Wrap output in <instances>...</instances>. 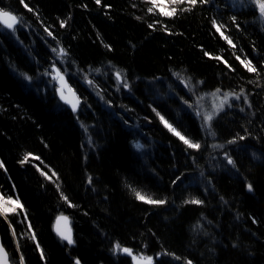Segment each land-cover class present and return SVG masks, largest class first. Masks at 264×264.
<instances>
[{"label":"trees","instance_id":"obj_1","mask_svg":"<svg viewBox=\"0 0 264 264\" xmlns=\"http://www.w3.org/2000/svg\"><path fill=\"white\" fill-rule=\"evenodd\" d=\"M24 2L33 12H28L20 0H0V8L15 13L27 25L17 26L11 35L0 28V159L8 169L7 173L0 170V191L5 196L18 195L28 212L27 220L22 215L16 218L9 214L26 264H44L30 239L32 231L45 251L47 264H74L76 257L82 264H131L130 258L113 255L111 248L116 241L147 255L161 253L162 258L156 264H184L186 259L193 264H264V162L252 158L253 152L264 158V70L259 77L247 73L232 54L252 59L257 67L264 61V18L259 12L251 6L232 8L229 0H215L218 9L197 7L192 13L170 20L148 14L143 0H104L113 5L111 9L96 5L95 0ZM133 4L137 7L133 8ZM232 15L237 16L241 31L232 26L229 19ZM137 16L142 19H135ZM157 18L182 35L170 36L159 28L148 29L147 24ZM212 18L228 25L225 34L237 45L235 50L211 28ZM62 20L67 22L63 28ZM45 27L70 49L81 67L92 65L106 71L111 61L117 69H127L134 84L136 76L151 80L153 75L167 77L171 82L175 79L169 74L172 69L184 76L191 75L194 81L204 80L203 92H212L216 87L236 92L243 88L249 94L252 108L248 109L243 99L233 101V108L226 107L227 114L221 113L214 123L217 139L209 137L207 143H226L236 134L251 133V136L224 150L202 149L197 158L200 168H195L176 138L150 116L146 105L153 103L155 94L146 84L137 85L134 96L123 89L117 93L111 79L104 83L95 73L90 78L104 89L105 99L111 100L119 116L133 126H126L112 113V108L98 102L85 84L69 79L92 105L91 109L72 113L58 95H53L52 89L57 85L36 78L37 71L43 68L35 67L33 57L44 67H48L49 60L56 59L48 45H57L43 31ZM105 44H111L114 51H108ZM201 45L213 55H223L236 72L204 57ZM18 72L32 75L33 81H25ZM251 80L256 83L250 84ZM155 87L168 92L166 83ZM177 91L184 95L179 86ZM219 102V97L206 96L201 101L202 110L211 111L212 105ZM167 103L180 109L175 99ZM120 105L134 111L125 113L119 109ZM240 107H245L244 113L239 111ZM158 110L164 112L162 108ZM145 116L152 119L151 124L144 122ZM180 117L185 127L176 125L178 130L200 139L203 145L200 121L190 112L181 111ZM81 122L88 127L96 147L87 144ZM137 123L139 128L134 126ZM134 139L150 144L146 155L134 150L131 143ZM225 150L236 159L239 174L224 169ZM27 152L40 156L41 160L30 158V164L20 165L19 159ZM36 164L49 175L53 171L58 174L59 178L53 176V180L60 184L59 191L77 207L67 206L55 185L36 170ZM201 169L215 186V192L211 189L203 192L206 182L197 186ZM181 172L188 178L172 185L171 181ZM88 176L93 177L92 185L87 182ZM245 180L253 183V192H247ZM13 184L15 188L11 187ZM127 185L153 198L166 197L168 203L153 206L138 201ZM221 196L227 204L220 200ZM191 197L203 199L205 204H183L184 199ZM61 213L72 219L75 245L66 247L53 231L54 218ZM29 220L32 229L27 227ZM198 224L209 235L194 232ZM0 232L11 253L15 239L11 238L3 217ZM163 253H175L180 259Z\"/></svg>","mask_w":264,"mask_h":264},{"label":"snow or ice","instance_id":"obj_2","mask_svg":"<svg viewBox=\"0 0 264 264\" xmlns=\"http://www.w3.org/2000/svg\"><path fill=\"white\" fill-rule=\"evenodd\" d=\"M230 6L232 8L239 7H249L251 6L254 11H258L261 18H264V0H247V3L244 0H229ZM20 3L23 5L28 12H33V9L29 7L24 0H20ZM143 3L147 5L146 11L148 14L153 16H163L169 18L170 20L181 17L185 14L192 13L197 7L204 8L205 6H215L217 9L220 7L215 3V0H143ZM96 5H102V7L111 9L113 7L112 4L105 3L104 0H95ZM87 7V5H84ZM133 8H136L137 5L133 4ZM38 15V14H37ZM137 20H141L142 17H135ZM230 21L232 26L241 31V24L238 22V18L236 15L230 16ZM211 28L214 30L216 34L224 41L226 44L233 50L237 48V45L233 42L232 38L229 35L225 34V30L228 29V25L218 21L215 18L211 19ZM67 24L66 21H60V27H65ZM17 26L20 28L27 27L22 21V18L13 14V12L6 10L4 8H0V28L4 30L7 34H14L17 31ZM147 28L153 31L158 28L167 33L168 35H182V33H174L169 27L168 24L163 23L160 19H154L152 23L147 24ZM43 31L47 34L48 37H51L53 42L56 43V47H52L50 44L48 45L50 49V53L54 54L56 59L49 60L48 67H44L40 60H37L33 57V63L37 69L43 68V71H37L36 78L37 80H42L45 84H54L58 86H54L52 91L53 95H58L59 101L63 102V105H67L70 107L72 113L81 112L82 109H91L92 105L87 102L86 98H82L81 94H78L77 90L72 87L69 83V79H72L75 83H83L86 85V88L90 90L97 98L98 102H102L105 107L112 108V113L117 115L119 119L128 127H132L133 125H129L127 120H124L123 116H119L118 110L112 105L111 100H106L103 93L104 89L100 87L96 80L90 78L93 73L96 74L97 78H101L104 83H107L109 79L115 85V91L120 93L121 90H126L127 94L134 96L133 89L139 85L140 83H144L147 85V89H150L154 92L153 103L146 105L149 109L150 116L162 126L171 136L175 137L177 142L180 143L183 152L188 156L191 160L192 165L195 168H200V165L197 163L198 155L201 154L202 149L207 151L208 148L213 150H224L226 146H236L239 145V142L245 141L251 136V133L248 135H239L236 134L231 139H228L226 143H212L208 144L207 141L210 138L213 140L217 139V133L214 128V123L218 122L221 113L227 114L225 112V108L228 110L233 108V101H240L243 99L246 107L248 109L252 108V102L249 99V94L245 92L243 88L240 89L239 92L236 91H225L222 87H216L212 92H203L201 89L205 86L204 80H195L191 75H181L179 71H173L169 69V74L171 77L175 79L171 82L168 81L167 77H159L152 76L151 80H146L142 77L136 76L134 77L135 84L133 83V79L129 78V72L127 69L120 70L109 61L106 65V71H102L101 68L93 67L92 65H87L86 67H81L77 61L73 58V55L68 47L63 46L54 33L49 30L47 27L43 29ZM2 34V33H0ZM45 44H48L47 40L44 41ZM22 43V42H21ZM104 47L108 51H114L111 44H105ZM135 48V45H132ZM200 50L203 53V56L211 59L218 64H222L227 71L232 73L236 72V69L229 63L227 59L223 55H213L211 52L206 51L203 45L200 46ZM253 50H255V45L253 44ZM235 56V60L239 62V65L245 70L247 73L256 74L259 77L262 74V70H264V61L260 62V67H257V64L253 63V60L250 58H241L239 55H235V52L232 53ZM31 55V53H29ZM71 69V71H69ZM13 71H17V69L13 68ZM111 74V76L109 75ZM18 75L22 77L25 81L31 82L33 81V76L26 72H18ZM167 84V93L160 92L155 86L157 84ZM250 84H255V80L249 81ZM181 88V91H184V95H180V92L177 91V87ZM146 89V91H147ZM39 91V89H38ZM206 96L219 97V104H213L211 107V111L202 110L203 105L201 101ZM187 97V98H185ZM138 99V98H137ZM175 99L180 104V109L176 110L171 108L168 105L167 101ZM163 101V103H161ZM143 103V102H140ZM58 106H60L58 104ZM163 109L164 112L158 110ZM119 109L125 113H129L134 111L133 109L128 108L126 105H120ZM183 111L185 114L191 113L197 120L200 121L199 127L204 132L203 136V145L200 139H193L189 136L185 135L182 131L178 130L176 125H180V127H185L184 122L180 117V112ZM239 111L241 113L245 112V107H240ZM167 115H166V114ZM255 116V112L252 113ZM171 117L169 119L168 117ZM76 119L79 120V116H76ZM143 120L146 124H151L152 119L149 116L143 117ZM81 128L86 134V142L87 144L94 148L96 147L91 134L88 132V127L81 122ZM136 128H139L140 125L137 123L134 125ZM94 127V125L92 126ZM246 131V129H245ZM256 139H259L256 137ZM132 147L141 155L147 154V149L150 147V144L141 143L138 139H134L132 142ZM235 150V149H233ZM175 155V154H173ZM31 159L36 161H40L41 157L35 155L32 152H27L24 154L22 158L19 159L18 163L20 165L30 164ZM215 159V157H211ZM252 158L261 160L264 162V158L258 156L255 152L252 153ZM223 164L224 169L232 174H239V167L237 165L236 159L230 154L229 151H223ZM36 170L39 172L41 176H43L47 181L51 182L55 185V188L59 191L60 184L56 183L53 180V176H56L57 179L58 174L53 171L52 175H49V172L42 169L39 164L35 165ZM0 170H3L4 173H7L8 169L5 165V161L0 159ZM183 179H187L188 176L181 172L179 175L175 176V178L171 181L172 185H177L178 182H182ZM10 179V177H9ZM87 182L89 185L93 184V177L88 176ZM206 182V186L203 187V192L207 193L209 189L215 192V186L211 183L210 180H207L205 177V172L203 169L199 171V182L197 186L204 184ZM246 190L251 193L254 191L253 183L245 180ZM135 198L138 201L144 202L148 205L153 206H164L168 203V199L166 197L163 198H153L152 196L145 195L141 191L133 188L131 185H127ZM191 186V185H190ZM12 188H15V185H11ZM95 191V188L92 189ZM60 198L67 204L70 208L77 207L76 204L72 203L67 195L63 191H59ZM220 200L227 204L228 202L224 200V197L221 196ZM183 204L188 205H197L202 206L205 204V200L191 197L183 200ZM9 214L13 217H20L21 215L25 220L28 219V212L25 208V205L21 202L20 197L16 195V198L13 199L12 195L5 196L3 192H0V217H3L5 221L8 223V228L10 229L11 238L15 239L17 237L16 227L13 226L12 220L9 219ZM87 215V213H85ZM206 219V218H205ZM64 221L67 223L68 217L61 213L56 217V233L59 236L60 240L66 241V247L72 246L76 244V240L73 238L72 230L70 228H61L60 222ZM19 223L23 224L24 220H19ZM253 223L257 221L253 218ZM211 224V221H208ZM27 227L32 229L33 225L31 221H28ZM194 232L199 234L203 232L205 236L209 235L208 232L204 231L203 225L198 224L194 229ZM30 239L34 241V247L39 252V259L47 264V259L45 256V251L41 247L39 240L37 239V235L34 231L30 233ZM146 247V245H145ZM236 247V245H233ZM21 249V244L18 239H15V247L12 249L10 253L8 248L5 246V240L0 238V264H26L25 254ZM111 251L113 255L122 254L125 257L130 258L131 264H154L153 256L145 255L144 252L135 253L134 250L130 247L122 246L119 241L114 242L112 245ZM18 253V255H17ZM164 255H171L175 257V259L179 260L180 257H176L175 253H163ZM74 264H82V261L79 257L74 259ZM184 264H193L191 259H186Z\"/></svg>","mask_w":264,"mask_h":264},{"label":"water","instance_id":"obj_3","mask_svg":"<svg viewBox=\"0 0 264 264\" xmlns=\"http://www.w3.org/2000/svg\"><path fill=\"white\" fill-rule=\"evenodd\" d=\"M13 14H15V13H13ZM15 15H16V14H15ZM69 83H70V82H69ZM70 84H71V83H70ZM71 85H72V84H71ZM72 87H73V86H72ZM73 88H74V87H73ZM68 108L70 109L69 106H68ZM70 110H71V109H70ZM63 215H65V216L68 217V221H67V223H65L64 221H61V222H60V227H61V228H65V227L70 228V229L72 230V235H73V225H72V220H71V218H70L67 214H63ZM55 229H56V219H55L54 224H53V231H54L55 234H57ZM0 238H3L1 232H0ZM64 242H66V241H64ZM133 250H134V249H133ZM134 252L138 254L137 251L134 250ZM159 258H160V257H158V259H159ZM156 259H157V258H154V264H155V262H156Z\"/></svg>","mask_w":264,"mask_h":264},{"label":"bare ground","instance_id":"obj_4","mask_svg":"<svg viewBox=\"0 0 264 264\" xmlns=\"http://www.w3.org/2000/svg\"><path fill=\"white\" fill-rule=\"evenodd\" d=\"M60 215V214H59ZM59 215H57V216H59ZM55 219L56 218H54V221H55ZM54 221H53V224H54ZM56 236L59 238V236L56 234ZM73 238H74V229H73ZM60 239V238H59ZM136 251H138L139 253L140 252H144V251H140V250H136ZM144 254H146V252H144ZM122 255V254H121ZM158 257H160L159 259H158ZM155 258H157L156 259V261H158V260H160L161 258H162V254L161 253H159V254H157V255H155Z\"/></svg>","mask_w":264,"mask_h":264},{"label":"rangeland","instance_id":"obj_5","mask_svg":"<svg viewBox=\"0 0 264 264\" xmlns=\"http://www.w3.org/2000/svg\"><path fill=\"white\" fill-rule=\"evenodd\" d=\"M58 86V85H57ZM1 192V191H0ZM13 199H15L14 197H13Z\"/></svg>","mask_w":264,"mask_h":264}]
</instances>
